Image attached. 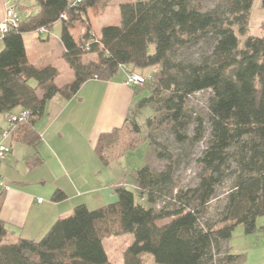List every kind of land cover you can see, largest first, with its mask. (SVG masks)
<instances>
[{
    "label": "trees",
    "instance_id": "trees-1",
    "mask_svg": "<svg viewBox=\"0 0 264 264\" xmlns=\"http://www.w3.org/2000/svg\"><path fill=\"white\" fill-rule=\"evenodd\" d=\"M34 2L36 11L26 15L30 6L14 4L21 20L2 38L0 49V114L29 112L11 138L37 149L35 124L48 102L71 99L95 77L110 81L125 64L143 82L132 86L137 100L123 125L97 140L102 165L143 143L153 146L159 159L172 160L155 133L162 126L179 151L205 138L206 145L193 186L176 184L170 162L160 171L144 165L129 172L136 189L116 186L117 200L97 209L77 205L39 240L4 241L8 229L0 219V264H111L103 240L125 234L134 240L123 252L124 264H148L145 254L157 264L241 262L242 255L231 254L227 246L233 231L242 225L245 234H253L264 216V24L261 35L250 33L254 0H223L209 10H202L200 0H120L121 23L102 26L98 35L90 14H100L111 0ZM58 22L62 57L73 70V79L61 86L55 83L59 69L33 64L23 41L25 33L40 28L49 34ZM203 40L210 42L208 53L196 60L184 57ZM88 53L95 58L85 59ZM148 68L153 69L149 77ZM202 91L210 92L206 114L193 117L187 101ZM147 106L155 114L144 122L145 132L136 116ZM26 162L33 167L41 159L35 153ZM225 185L215 208L218 188ZM4 194L0 188V209ZM136 195L150 206L138 203ZM65 198L60 189L52 195L54 201ZM159 201L163 205L156 208Z\"/></svg>",
    "mask_w": 264,
    "mask_h": 264
},
{
    "label": "crops",
    "instance_id": "crops-1",
    "mask_svg": "<svg viewBox=\"0 0 264 264\" xmlns=\"http://www.w3.org/2000/svg\"><path fill=\"white\" fill-rule=\"evenodd\" d=\"M27 1L0 0V18L12 2L28 5ZM106 9L100 14L108 12ZM35 11L30 8L24 15ZM60 31L61 27L58 36ZM43 35L36 32L23 35L27 53ZM47 39L45 46L51 42L49 36ZM59 51L63 55L62 43ZM124 79V72L110 81L91 79L71 99L55 97L48 102L44 115L35 124L37 149L13 137L6 140L12 150L0 160V178L8 185L0 209V219L8 229L4 241L39 240L59 219L70 216L77 205L97 209L117 200L116 186L135 188L129 177L132 167L122 162L127 152L108 166H103L95 153L99 136L120 128L137 100L132 86L126 85ZM16 112L19 109L11 113ZM9 115L0 114V141ZM35 153L41 162L29 167L26 158ZM56 189L66 194L64 200H52ZM257 227L255 233L240 231L228 242L229 252L243 257L237 264H264V230H261L264 216L257 219Z\"/></svg>",
    "mask_w": 264,
    "mask_h": 264
},
{
    "label": "rangeland",
    "instance_id": "rangeland-1",
    "mask_svg": "<svg viewBox=\"0 0 264 264\" xmlns=\"http://www.w3.org/2000/svg\"><path fill=\"white\" fill-rule=\"evenodd\" d=\"M202 5V10H209L216 5L223 2V0H200ZM264 0H254L252 7V15L250 21V33L253 35H261V25L264 23ZM120 0H111L109 7L106 9L108 12L103 14H90L92 31L94 34L98 35L100 33V29L104 25H119L121 23L120 17V9H119ZM27 6L33 8L32 6L35 4L34 0H28ZM61 27V24H56L52 31L43 35V39H37L33 47L28 49V57L34 64L41 66L47 64L57 65L60 74L55 79V83L59 86L71 81L73 79V70H70L69 65L62 57V53H59V43H62L59 36L58 31ZM75 32V31H74ZM47 36L51 42L49 44L44 45V43H48ZM57 39V40H56ZM243 40V37H241ZM59 41V42H57ZM2 42L0 40V49ZM61 47V46H60ZM210 50V42L208 40H203L196 44L195 46L190 47L185 50L184 57L196 60L201 55L208 53ZM95 58L93 54H86L85 59ZM51 62V63H49ZM70 71V72H69ZM153 69L148 68L144 71V74L148 77L151 75ZM120 72H123L120 69ZM148 92L141 93L139 98L143 96H147ZM210 95L209 91L198 92L191 97H189L187 101V108L189 113L194 116L201 115L202 117L206 114V105L207 100ZM154 110L151 106H147L143 108L139 114H137L136 118L138 122L143 126V130L147 132V128L144 126V122L147 118L152 117L154 115ZM157 133V137L160 141L166 143L171 151L169 153L173 155L172 160H163L157 157L156 151L153 146L149 144L143 143L140 144L135 150L128 151L124 157L122 158V162L127 164L132 168H136L139 166L150 165L154 170L160 171L163 170L167 163H171L174 169L175 181L178 186H193L197 182V175L201 169L197 159L200 156L202 150L206 145V138L203 139L200 143L195 146H186L183 151L178 150V146L174 143L173 136L170 134L167 126H162L159 129L155 130ZM181 155L180 162L174 163L177 161V156ZM131 168V169H132ZM132 190L131 186L128 187ZM136 189V188H134ZM227 190L226 185L218 188V198L213 202V206H220L223 201V193ZM220 197V198H219ZM136 201L138 203H143L145 206H150L145 200L141 199L138 195H136ZM162 201H159L155 207L159 208L162 206ZM216 213V211L214 210ZM205 220V218H203ZM240 231H244L242 225H238L233 231V236H237ZM134 237L132 234H125L123 236H112L110 238H106L103 240V245L108 255L109 261L111 264H124L123 263V252L124 250L133 243ZM146 262L148 264H157L151 254H145Z\"/></svg>",
    "mask_w": 264,
    "mask_h": 264
},
{
    "label": "built area",
    "instance_id": "built-area-1",
    "mask_svg": "<svg viewBox=\"0 0 264 264\" xmlns=\"http://www.w3.org/2000/svg\"><path fill=\"white\" fill-rule=\"evenodd\" d=\"M81 0H77L79 2ZM21 20V14L16 9L12 2L7 6L4 16L0 18V40L12 29L19 25ZM84 32V29H82ZM40 36L41 34L47 33L43 28L36 31ZM120 69L125 73L124 83L128 86H134L143 82V77L135 72L130 71L125 64L120 65ZM97 79V77H95ZM29 117L27 110H22L17 114H12L8 117V126L1 132L2 140L0 141V160L4 159L11 153V146L6 143V140L10 137L11 132L15 129L18 123L26 122ZM0 188L6 190L8 185L0 178ZM42 199H39L41 201Z\"/></svg>",
    "mask_w": 264,
    "mask_h": 264
}]
</instances>
